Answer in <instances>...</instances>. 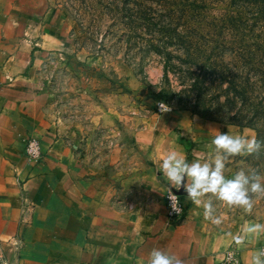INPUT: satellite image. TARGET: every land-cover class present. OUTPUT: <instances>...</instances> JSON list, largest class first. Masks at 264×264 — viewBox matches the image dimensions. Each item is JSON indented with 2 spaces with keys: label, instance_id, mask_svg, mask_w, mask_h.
I'll list each match as a JSON object with an SVG mask.
<instances>
[{
  "label": "rangeland",
  "instance_id": "374dc122",
  "mask_svg": "<svg viewBox=\"0 0 264 264\" xmlns=\"http://www.w3.org/2000/svg\"><path fill=\"white\" fill-rule=\"evenodd\" d=\"M8 21L39 42L32 86L56 140L117 202L163 206L161 158L210 159L218 131L264 144V0H0ZM225 165L226 177L264 181V146ZM206 196L220 218L207 226L232 238L241 264L242 251L264 249V194L250 209Z\"/></svg>",
  "mask_w": 264,
  "mask_h": 264
},
{
  "label": "crops",
  "instance_id": "0c3cea01",
  "mask_svg": "<svg viewBox=\"0 0 264 264\" xmlns=\"http://www.w3.org/2000/svg\"><path fill=\"white\" fill-rule=\"evenodd\" d=\"M5 23L0 25V254L15 264H147L152 249L159 248L183 264H215L233 240L209 229L183 189L191 206L173 226L155 198L115 201L113 188L101 185L56 140L32 86L39 42L19 38L25 25ZM31 138L40 144L38 161L24 156ZM250 255L241 252L243 264Z\"/></svg>",
  "mask_w": 264,
  "mask_h": 264
},
{
  "label": "clouds",
  "instance_id": "9594fccd",
  "mask_svg": "<svg viewBox=\"0 0 264 264\" xmlns=\"http://www.w3.org/2000/svg\"><path fill=\"white\" fill-rule=\"evenodd\" d=\"M211 143L215 145L216 155L210 159L188 161L181 152L171 150L161 158L159 168L170 189H183L189 199L203 207L205 218L218 224L220 218L214 215L213 197L206 194L211 193L220 201L247 209L252 207L253 194H264V181L255 170L240 169L231 178L226 177V159L242 153L258 152L264 144L255 137L221 131ZM172 206L177 212V207ZM228 259H231V255ZM147 264H183V260L165 250L153 248ZM250 264H264V249L252 255Z\"/></svg>",
  "mask_w": 264,
  "mask_h": 264
},
{
  "label": "built area",
  "instance_id": "2783aa9c",
  "mask_svg": "<svg viewBox=\"0 0 264 264\" xmlns=\"http://www.w3.org/2000/svg\"><path fill=\"white\" fill-rule=\"evenodd\" d=\"M159 108L166 109L164 104H160ZM41 149L39 141L36 139H29L24 148V156L28 161H38L41 158ZM164 205L166 209V218L171 225H176L184 221L187 212V202L181 195L178 189H168L164 194ZM176 206L178 211L173 209ZM231 255V259L228 256ZM0 264H15L9 261L3 254H0ZM215 264H241L237 258V252L233 249H227L222 257Z\"/></svg>",
  "mask_w": 264,
  "mask_h": 264
}]
</instances>
